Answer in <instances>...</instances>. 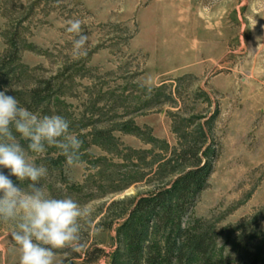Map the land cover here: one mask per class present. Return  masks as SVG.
I'll use <instances>...</instances> for the list:
<instances>
[{
    "label": "rangeland",
    "instance_id": "obj_1",
    "mask_svg": "<svg viewBox=\"0 0 264 264\" xmlns=\"http://www.w3.org/2000/svg\"><path fill=\"white\" fill-rule=\"evenodd\" d=\"M74 19L89 38L79 59L66 30ZM15 33L29 46L0 91L23 107L22 93L51 81L56 94L34 114L63 116L79 139L109 131L116 144H91L65 165L57 195L46 191L90 206L101 229L83 230L80 252L55 250L54 264H110L135 202L206 160L207 146L219 154L192 217L219 229L255 217L264 230V0H0V61ZM162 86L173 100L149 104ZM128 120L153 140L120 130ZM14 227L0 222V264H20Z\"/></svg>",
    "mask_w": 264,
    "mask_h": 264
},
{
    "label": "trees",
    "instance_id": "obj_2",
    "mask_svg": "<svg viewBox=\"0 0 264 264\" xmlns=\"http://www.w3.org/2000/svg\"><path fill=\"white\" fill-rule=\"evenodd\" d=\"M8 40L10 49L0 61V89L19 76V54L29 46L21 41L18 33ZM164 88L162 86L148 91L152 96L149 104L173 100ZM55 94L51 81L41 82L20 95L21 105L31 112L45 110L48 109L46 104ZM207 123L213 125V119ZM119 129L139 136L148 134L147 140H153L148 129L135 125L131 120L121 123ZM14 134L17 142L29 154L38 156L36 165L47 168L48 173L41 178L43 181L40 179L39 184L49 194L56 196L55 181L66 180V158L54 146L43 154L31 153L27 149L28 141ZM89 136L90 139L86 136L81 138L83 143L80 153L93 143L110 145L112 148L115 144L109 131H98ZM205 142H208L207 136L201 143H195L191 150L193 155L197 156ZM203 154L206 160L198 158L170 185L158 188L135 202L128 217L118 228L120 243L110 264H230L234 259L245 264L264 263V230L257 227L255 217L245 218L221 229L215 221L192 217L200 195L209 186L219 151L207 146ZM18 183L27 189L29 182Z\"/></svg>",
    "mask_w": 264,
    "mask_h": 264
},
{
    "label": "clouds",
    "instance_id": "obj_3",
    "mask_svg": "<svg viewBox=\"0 0 264 264\" xmlns=\"http://www.w3.org/2000/svg\"><path fill=\"white\" fill-rule=\"evenodd\" d=\"M67 23V32L76 37L72 57L86 56L89 38L82 32V21ZM8 91L9 87L0 91V222L15 225L10 236L19 246L20 264H54L55 250L80 252L83 230L91 228L98 233L101 229L93 223L94 210L87 204L46 193L39 181L47 175V168L32 162L14 133L28 141L31 153L43 154L54 146L69 166L79 161L83 141L70 133L63 116L38 117L19 106ZM23 181L29 182L27 189L18 183Z\"/></svg>",
    "mask_w": 264,
    "mask_h": 264
},
{
    "label": "crops",
    "instance_id": "obj_4",
    "mask_svg": "<svg viewBox=\"0 0 264 264\" xmlns=\"http://www.w3.org/2000/svg\"><path fill=\"white\" fill-rule=\"evenodd\" d=\"M187 37V36H186ZM186 37H184L183 35L182 36H180L179 35V37H176V39H189V38H186ZM208 37V36H207ZM191 39H194V38H191ZM195 39H205L204 38V36L202 35L201 37H196ZM189 65H184V67L186 68V67H188Z\"/></svg>",
    "mask_w": 264,
    "mask_h": 264
}]
</instances>
